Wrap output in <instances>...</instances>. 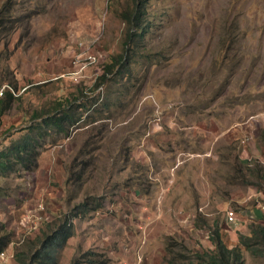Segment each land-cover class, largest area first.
Here are the masks:
<instances>
[{
	"label": "rangeland",
	"instance_id": "rangeland-1",
	"mask_svg": "<svg viewBox=\"0 0 264 264\" xmlns=\"http://www.w3.org/2000/svg\"><path fill=\"white\" fill-rule=\"evenodd\" d=\"M133 1L0 0V88L17 96L0 121L70 117L37 135V166L0 173V264L63 223L54 264L192 263L216 228L232 247L264 213L246 172L264 166V0H143L145 37L100 81ZM98 36L103 57L73 80L78 41ZM4 133L0 151L23 136Z\"/></svg>",
	"mask_w": 264,
	"mask_h": 264
},
{
	"label": "trees",
	"instance_id": "trees-1",
	"mask_svg": "<svg viewBox=\"0 0 264 264\" xmlns=\"http://www.w3.org/2000/svg\"><path fill=\"white\" fill-rule=\"evenodd\" d=\"M115 12L126 24L125 54L113 57L106 64L103 74L99 77L100 81H103L106 75L113 72L125 59L128 58L130 60L134 57L130 53L133 52L139 41L143 40L148 31L147 23L149 21L145 17L147 10L143 0H134L132 4H128L124 8L115 9ZM3 22L4 18L0 17V28ZM12 88L15 90L16 86ZM12 98L13 93L11 91L5 93V97L3 98L5 99V103L1 108L2 112L11 106ZM60 112L56 111V115L35 117L40 122L31 126L32 131L27 132L20 139L11 142L5 150L0 151V173L14 171L18 165H21L24 171L31 170L37 166V157L39 155L37 148L40 145V143H37V135L40 136L41 133V135L45 136L43 128L45 125L50 126V124L61 127V130H63L62 125L64 122L70 120L68 114H64L61 117ZM36 131L37 133H35ZM246 172H249L250 177H260L263 180L264 166L260 162L254 163L252 166H248ZM250 182V184H255L256 180L250 179ZM260 182L256 183V185L264 190V184ZM259 215L258 223L251 224L248 234L238 233V241L234 246L230 247L224 240L219 228H216L210 239L213 249L196 253V259L192 263L178 264H245L242 252L243 248L253 256L264 259V213H260ZM66 226L63 223L52 234H47L43 239L37 237L36 241H30L26 251H17L14 254L16 261L19 264H54L58 251L57 248L63 246L64 240L70 235ZM6 229L7 226L0 221V254L5 253V250L12 243V235Z\"/></svg>",
	"mask_w": 264,
	"mask_h": 264
},
{
	"label": "built area",
	"instance_id": "built-area-1",
	"mask_svg": "<svg viewBox=\"0 0 264 264\" xmlns=\"http://www.w3.org/2000/svg\"><path fill=\"white\" fill-rule=\"evenodd\" d=\"M99 38H100L99 36L94 37L89 42L86 39H82L78 41V45L80 46V48H79V52L75 56V61H74V63L77 66V69L68 73V75H70L73 78V80L78 81L83 76V71L85 72V69L89 65L98 64L100 62V59L103 57L102 53L100 51L92 50L94 45L98 42ZM6 90H11L12 92H14L10 85H4L0 88V115H1V102L5 95ZM237 218L238 216L233 210L228 211L227 219L230 223L236 222ZM1 254L3 255L4 253Z\"/></svg>",
	"mask_w": 264,
	"mask_h": 264
},
{
	"label": "crops",
	"instance_id": "crops-1",
	"mask_svg": "<svg viewBox=\"0 0 264 264\" xmlns=\"http://www.w3.org/2000/svg\"><path fill=\"white\" fill-rule=\"evenodd\" d=\"M24 88H26V87L24 86ZM27 94H30V92L27 93ZM16 99H17V96L14 94L13 98H12V102H11L12 106L14 105V102H15ZM2 103H5V99H3ZM38 122H40V120H37L35 117H15L13 119V121H11V122H9L7 124L5 123V121H0V129H1L2 133L6 132V133H4L5 136L8 135V132H15V135L19 136V135H24L27 132L32 131L31 126L37 124ZM21 124H23V127L21 128V130L20 129L16 130V129H18V126L21 125ZM62 126H63V130H61V127H56L53 124H50V126L45 125L44 128H43L45 136L46 135L48 136L49 133H55V132L56 133H62V132H58V131H64L65 125L63 124ZM50 127L51 128L56 127L58 129V131H56V129H51ZM10 137H8V139Z\"/></svg>",
	"mask_w": 264,
	"mask_h": 264
},
{
	"label": "clouds",
	"instance_id": "clouds-1",
	"mask_svg": "<svg viewBox=\"0 0 264 264\" xmlns=\"http://www.w3.org/2000/svg\"><path fill=\"white\" fill-rule=\"evenodd\" d=\"M12 89H13V88H12ZM6 91H7V90H6ZM6 91H5V93H6ZM9 91H11V90H9ZM13 91H14V92H12V91H11V92H12L13 94H15V93H16L15 90H13ZM4 97H5V95H4ZM4 97H3V98H4ZM2 101H3V99H2ZM1 105H2V102H1ZM0 255H1V254H0Z\"/></svg>",
	"mask_w": 264,
	"mask_h": 264
}]
</instances>
